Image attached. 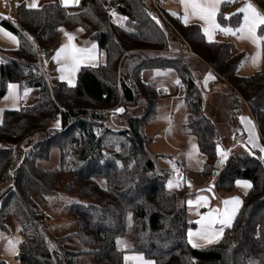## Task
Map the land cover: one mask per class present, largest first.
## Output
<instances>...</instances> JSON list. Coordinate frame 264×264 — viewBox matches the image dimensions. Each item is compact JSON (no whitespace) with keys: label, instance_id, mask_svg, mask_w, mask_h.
Returning a JSON list of instances; mask_svg holds the SVG:
<instances>
[{"label":"trees","instance_id":"trees-1","mask_svg":"<svg viewBox=\"0 0 264 264\" xmlns=\"http://www.w3.org/2000/svg\"><path fill=\"white\" fill-rule=\"evenodd\" d=\"M245 1L264 11V0H225L219 25L240 27L243 13L236 10ZM164 13L166 19L145 0H80L74 7L55 0L34 9L21 2L12 18L0 17V24L19 38L15 50L0 47V100L13 83L21 96L36 92L35 103L4 112L0 122V243L11 231L9 220H16L22 236L20 264H78L87 255L96 264H124L127 254L155 264H264V160L243 150L229 157L214 188L232 192L238 180H249L252 188L222 239L193 247L188 240L193 227L189 194L169 190V174L157 169L153 138L146 134L162 95L158 86L143 80L147 70L176 73L187 104L185 128L198 139L208 176L217 159L219 133L205 113L201 81L214 71L213 85L227 96L233 126H240L245 103L264 142V68L240 75L245 55L235 52L231 41L209 42L200 24ZM60 28L82 29L83 47L96 43L106 56L104 64L81 67L75 86H51L37 67V52L45 49L47 59L53 54ZM258 34L264 35V26ZM53 149L60 152L59 167H40ZM60 174H70L73 182L63 187ZM62 190L89 202L69 206L75 230L54 245L44 233L47 216L40 202ZM129 218L132 246L121 248L118 239L127 234ZM70 240L82 249H76L78 244L69 248ZM0 264H7L1 256Z\"/></svg>","mask_w":264,"mask_h":264},{"label":"crops","instance_id":"crops-1","mask_svg":"<svg viewBox=\"0 0 264 264\" xmlns=\"http://www.w3.org/2000/svg\"><path fill=\"white\" fill-rule=\"evenodd\" d=\"M11 1H15L13 10H10L9 7H7L6 5L0 6V17L2 19H10L14 15L17 5H19L21 2H26V4L32 2V0ZM51 1L52 0H38V4L39 6H42L43 4ZM60 1L63 4V0ZM158 1L163 4L164 10L167 13H170L174 16H178L179 18L181 17V20L184 22L185 10L183 5L180 3V0ZM77 5L78 4H75L74 2H72V0H70L69 5L67 7H74ZM220 6L221 4L219 5V10ZM239 10L240 9H237L236 11ZM187 23L200 24L203 27L204 33L205 28L208 27V25H206L205 22L200 20L198 17L190 16ZM221 28L226 27L221 26ZM0 29H3V32H0V47L6 50L17 49L19 46V38L17 37V35L3 27L1 24ZM209 31L211 32V36L205 34V38L207 41L214 42L218 40H228L232 42L235 52L244 53L245 56L242 60L241 66L239 67L240 75L249 76L254 74V72H256L257 70H261L262 68H264V42L253 43L251 39H239V34L234 36L230 34H225L219 30L212 31L211 29H209ZM4 32L10 33L11 35L15 36L16 41L9 39L8 36L4 35ZM257 35H259L258 29ZM69 36L73 37V39L69 40ZM85 39V31H83L82 29H59L57 40L52 48L53 54L50 55L48 59H46V65L44 63V66H46L47 68L46 71H48V75L45 72L46 68L43 66L44 75L46 76L50 85L52 78L54 81H56V83L65 82L70 86H75L77 83L78 71L81 67H96L106 62V56L100 51L98 45L93 43L90 46L83 47ZM65 45H74L75 48L86 49L89 50L90 53L93 50V46H95V58L84 59L80 63L79 68L75 73H72L70 71H65L62 73L60 69L65 66L66 61L63 57H61L58 62L56 56L60 49ZM67 63L71 64V61H67ZM62 75L67 78L61 79ZM210 75L214 78H209ZM163 78H168L170 81H172V83H175V85H173V88H170L168 85L163 90H161L160 82ZM69 80L72 81L71 84L69 83ZM143 80L146 83L158 86L160 94L161 92L164 93V91L166 90L169 91L168 95L161 94L163 96L161 97L159 103V105H161L163 101L169 99V111L167 112V119L165 120V129L162 133V138L159 137V139L156 140V142H159V145L155 146V142L153 148H151L150 145V149L153 154L157 155V169L160 171L167 172L169 174V180L167 182L169 190L178 191L180 189H186L187 193L189 194L186 200V204L188 208V220L189 223L193 225V227L189 229L188 233H201L202 224L198 223V221H201L202 217L207 216L208 213L212 212L214 209H220V211L223 212L225 208L223 202L225 200H231L233 198L238 197L243 203L244 197L249 193L252 188V183L249 180H238L251 184V188H244L242 186H238L236 182L235 189L232 192L227 193L214 188L213 185H210L207 181V175L205 173V164L207 158L200 151L197 137L193 134L188 133L185 128V123L188 115L187 104L185 102L184 95H182V93L180 92L182 84L177 79L176 73L171 70H147L143 74ZM216 80L217 79L216 75L214 74V71L209 70L205 75L204 79L201 81V85L206 91L204 96L205 113L214 122L219 133L217 147L218 154L213 170L220 173L226 165L229 157L237 150H243L249 153H258L260 157L264 160V152L260 151V148L264 147V142L262 140L259 128L256 124L255 119L252 116L250 109L244 103L242 105L240 126H233L230 120L227 96L219 86L213 85ZM177 81H179V83H177ZM10 85H15L16 87L14 89L8 88L6 96L0 100V122L3 119L4 112L19 110L21 106L25 104V101H27L28 99L29 101H32L35 97V93L31 90L27 91L26 95L24 94L21 96L19 85L15 83ZM161 118V115L159 117L158 113L157 117L153 119L152 122L158 120V124H161ZM249 121L251 123H249ZM254 144L257 146H253ZM222 152L227 153L226 158L221 155ZM169 154L173 156H169ZM179 162H181L184 172L178 175L177 178H174L172 174L176 172L179 168H181ZM170 182L172 183L171 187H169ZM200 197H207V206H204L202 201L200 203H197ZM189 201H192V203L189 204ZM242 203L238 207L232 224L234 223L241 209ZM213 227L214 229L218 230L221 225L215 224ZM227 228L228 227H225L222 235H220L218 239H214L212 243H208L207 240L201 239L199 236H193L191 238L193 243L199 245L195 248H205L218 243L224 236L225 230ZM190 244L192 245V243ZM139 256H142L145 261H152L153 264H155V261L147 259L143 255L134 254H127L125 257H129V259H124V264H131L132 261L135 264H142L141 261L134 259V257Z\"/></svg>","mask_w":264,"mask_h":264},{"label":"snow or ice","instance_id":"snow-or-ice-1","mask_svg":"<svg viewBox=\"0 0 264 264\" xmlns=\"http://www.w3.org/2000/svg\"><path fill=\"white\" fill-rule=\"evenodd\" d=\"M70 0H63V4L65 6L69 5ZM75 4H79V0H72ZM225 2V0H180V3L183 5L185 10L184 22L187 23L190 16L198 17L200 20L204 21L208 27L205 28V34L211 36L212 31L219 30L225 34L230 35H238L239 39H251L253 43L264 42V35H257V29L261 26H264V14H261L251 3H248L244 8L239 11L242 12L243 15V24L242 26L233 30L232 28H221V26L216 22V15L219 10V5ZM227 2H233V0H227ZM27 7L30 9L38 8V0H32L31 3L27 4ZM115 15V13H113ZM0 32H3V29H0ZM4 35L8 36L9 39L16 41V37L11 35L10 33L4 32ZM73 37L69 36V40H72ZM94 49L90 53L89 50L86 49H77L74 45L69 46L65 45L60 49L57 53L56 59L59 62L61 57L66 61L65 66L60 69L63 73L65 71H70L75 73L80 63L88 58L94 59ZM67 61H71V64H68ZM64 75L61 76V79H66ZM209 78H214L209 76ZM71 84L72 81L69 80ZM179 83V81H177ZM15 85H9L10 89H14ZM27 93H25L26 95ZM119 111H123V109H119ZM249 123H251L249 121ZM257 146V145H253ZM261 152H264V147L260 148ZM221 155L226 158L227 153L222 152ZM238 186H242L244 188H251V184L246 182L237 181ZM172 186V183H169V187ZM203 202L204 206H207L208 199L207 197H200L197 203ZM189 204L192 201L188 202ZM225 208L223 212L220 209H214L212 212H209L207 216L202 217L201 221L198 223L202 224V232L201 233H193L189 232V243H192L193 247H198L196 243H193L192 237L199 236L201 239L207 240L208 243H212L214 239H218L220 235H222L225 227H230L232 221L236 215L238 207L242 203V201L236 197L231 200H225L224 202ZM219 224L221 227L216 230L214 229V225ZM11 251L15 252L16 244L11 240L8 241ZM119 243L123 246L125 245L124 241H119ZM125 259H129V257H125ZM142 262V264H153L152 261H145L142 256L134 257Z\"/></svg>","mask_w":264,"mask_h":264},{"label":"rangeland","instance_id":"rangeland-1","mask_svg":"<svg viewBox=\"0 0 264 264\" xmlns=\"http://www.w3.org/2000/svg\"><path fill=\"white\" fill-rule=\"evenodd\" d=\"M55 0H52L53 2ZM146 4L150 7L153 8V5L150 0H145ZM248 3V1H245L243 5L239 8L242 9L244 8ZM15 1L11 0H4L0 1V6L6 5L9 7L10 10H13L14 8ZM261 14H264V11H262L258 6L255 4L251 3ZM164 13V11H163ZM154 17L158 19L157 15L155 12L153 13ZM244 15V14H243ZM13 17V16H12ZM11 17V18H12ZM164 17L166 19V15L164 13ZM159 21V20H158ZM86 35V33H85ZM96 44V43H95ZM97 45V44H96ZM46 65V63H45ZM46 68V66H44ZM47 68L45 69L46 74L48 75V71H46ZM57 83L51 78V85L55 86ZM161 85V90H163L166 86L169 85L170 88H173V85L175 83H172L168 78L165 79L163 78L160 82ZM36 93V92H35ZM161 94L164 95V93L161 92ZM38 100V99H37ZM168 100L166 99L159 105V117L161 115L162 123L158 124V120L155 122L149 123V125L146 128V134L150 137L153 138L151 145V148L154 147V143L156 140L159 139V137L162 138V133L165 129V120L167 119V112L169 111L168 107ZM36 101H25V104H33ZM164 121V122H163ZM113 123V121H112ZM119 129L122 128V125H117ZM39 136L37 137V139ZM159 142L157 141L155 143V146H158ZM3 147V144L0 143V148ZM169 156H173L169 154ZM59 162H60V152L58 149H53L50 155V158L46 161H41L39 162V166L46 169V170H53L59 167ZM58 181L63 182V187H66L69 185V183L73 182V177L70 174H60L58 176ZM39 200V199H38ZM75 202H83V203H88V199H81L77 196L76 192L74 193H66L64 190L57 192L55 195L47 197L44 201H41V207L44 211V214H46L47 218L44 222V233L48 237L50 241L53 242L54 245H58L57 243V238L64 236L66 234L72 233L75 230V225L73 219L69 216L68 214V208L71 204ZM10 228L11 231L6 234V236L3 238L2 242L0 243V256L1 258L7 263V264H20V261L18 260V254H19V245L20 242L22 241V236L20 235L19 232V225L14 219H10ZM132 220L129 218V224H128V231L127 234L118 239V245L121 248H129L132 246ZM11 240L13 243L16 244V250L15 252L11 251L10 246L8 241ZM70 244L67 246H70L69 248L74 249L75 246L78 244L77 240H70ZM119 241H124L125 245H121ZM75 242V244H74ZM83 246V245H82ZM84 247V246H83ZM85 248V247H84ZM76 249L80 250L82 247L78 244L76 246ZM138 255V254H134ZM78 264H96L92 256H82L78 260ZM198 264H207L204 261H197ZM131 264H135L133 261Z\"/></svg>","mask_w":264,"mask_h":264},{"label":"built area","instance_id":"built-area-1","mask_svg":"<svg viewBox=\"0 0 264 264\" xmlns=\"http://www.w3.org/2000/svg\"><path fill=\"white\" fill-rule=\"evenodd\" d=\"M1 1V0H0ZM3 1V0H2ZM152 4L155 6L156 10L164 17V7L163 4L161 2H159L158 0H151ZM106 9H107V13L109 14V16H112V11L111 9L108 7V5H106ZM165 19V17H164ZM47 59V51L45 49H41L37 52V67L39 70H41L44 73V63ZM180 92L182 93V95L185 96V94L183 93V89L180 88ZM169 91H164V95H168ZM163 96V95H162ZM264 164V162H263ZM179 165L181 166V168H179L176 172H174L172 174V176L174 178H177L178 175H180L182 172H184V169L181 165V162H179ZM220 173L216 172L215 170H212L210 172V174L207 176V181L210 185H215V183L217 182V180L219 179Z\"/></svg>","mask_w":264,"mask_h":264}]
</instances>
